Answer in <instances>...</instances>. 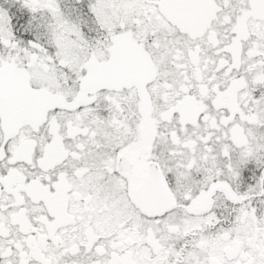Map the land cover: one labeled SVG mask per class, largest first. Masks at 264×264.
Masks as SVG:
<instances>
[{
  "label": "snow or ice",
  "instance_id": "obj_1",
  "mask_svg": "<svg viewBox=\"0 0 264 264\" xmlns=\"http://www.w3.org/2000/svg\"><path fill=\"white\" fill-rule=\"evenodd\" d=\"M0 264H264V0H0Z\"/></svg>",
  "mask_w": 264,
  "mask_h": 264
}]
</instances>
